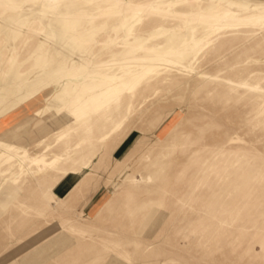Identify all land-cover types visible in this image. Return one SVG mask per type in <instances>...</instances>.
I'll list each match as a JSON object with an SVG mask.
<instances>
[{"label": "rangeland", "instance_id": "rangeland-1", "mask_svg": "<svg viewBox=\"0 0 264 264\" xmlns=\"http://www.w3.org/2000/svg\"><path fill=\"white\" fill-rule=\"evenodd\" d=\"M180 1L0 0V264H264V0Z\"/></svg>", "mask_w": 264, "mask_h": 264}, {"label": "bare ground", "instance_id": "bare-ground-1", "mask_svg": "<svg viewBox=\"0 0 264 264\" xmlns=\"http://www.w3.org/2000/svg\"><path fill=\"white\" fill-rule=\"evenodd\" d=\"M180 3L182 4V5H184V4H186L187 3V0H182V1H180ZM221 7V6H220ZM148 8V7H147ZM218 9V8H217ZM263 14H264V12H263Z\"/></svg>", "mask_w": 264, "mask_h": 264}]
</instances>
